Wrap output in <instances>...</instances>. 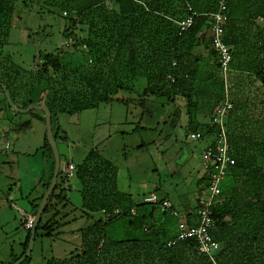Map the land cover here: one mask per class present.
I'll return each mask as SVG.
<instances>
[{
    "label": "trees",
    "instance_id": "1",
    "mask_svg": "<svg viewBox=\"0 0 264 264\" xmlns=\"http://www.w3.org/2000/svg\"><path fill=\"white\" fill-rule=\"evenodd\" d=\"M16 2L0 0V49L7 42ZM220 2L226 5L228 15L223 42L232 57L226 72L217 63L209 30L208 14L217 12ZM41 5L59 9L67 20L65 35L72 38V52L39 53L41 64L23 73L0 57V83L5 86V91L1 87L0 91L5 103L6 92L20 109L46 106L57 143L66 139L58 124L59 113L73 115L95 108L143 81V98L182 97L187 127L201 138L219 130L211 125L212 113L226 87L233 109L225 124L235 165L228 170L221 193L210 207L215 223L211 235L220 245L212 259L199 252L195 239L176 240L181 220L193 224L191 216L201 204L209 182L207 175L198 180L194 210L184 206V211H179L172 204L165 209L160 203L167 198L144 203L121 192L111 163L90 150L75 172L80 210L91 222L78 229V248L67 257H51L41 263H33L30 254L20 264H264V0H43ZM188 7L197 16L191 27L181 31L177 23L189 15ZM199 47L207 51L204 57L194 52ZM76 55L83 56L84 61L75 60ZM21 74L24 94L19 106L16 89ZM42 81L46 88L38 99L31 100ZM74 84L77 90L71 93L69 86ZM199 92L210 99L208 124L197 120L203 104L196 99ZM5 108L14 115L21 114L12 111L8 103ZM27 114L44 123L43 113L31 110ZM42 149L47 174L42 193L28 203L32 216L53 173L54 158L45 132ZM65 182L60 168L34 240L39 230L44 232L42 236L52 237L60 229L58 204H64L62 208L70 205ZM102 210L108 217L100 213ZM174 211L179 214L174 215ZM97 213L94 219L92 214ZM26 231L21 253L3 264H13L25 253L31 234V230ZM172 241L175 243L170 246Z\"/></svg>",
    "mask_w": 264,
    "mask_h": 264
},
{
    "label": "rangeland",
    "instance_id": "2",
    "mask_svg": "<svg viewBox=\"0 0 264 264\" xmlns=\"http://www.w3.org/2000/svg\"><path fill=\"white\" fill-rule=\"evenodd\" d=\"M41 4L42 0H17L7 42L0 49V57L8 60V65L21 68L22 73L41 64L39 53L72 52L68 44L72 38L65 35L67 20L60 15L59 9L44 8ZM200 49L196 48L194 52ZM75 60L84 61V57L76 55ZM23 77L21 74L16 89V104L19 106V98L24 94ZM143 84V81L135 83L131 90L120 91L112 100L100 102L92 110L73 115L59 113L61 135L64 133L66 136L65 140L57 142L61 162L64 164L66 159H71L78 166L87 153L94 150L111 163L116 172L117 188L131 194L135 201L155 193L159 198H167L179 210L182 209L181 203L194 210L197 205L195 199L199 197L198 180L205 173L203 156L211 137L199 138L192 129H188L187 107L182 97L175 96L172 100L167 97L143 98ZM46 86L47 83L42 81L30 99L36 100ZM76 87V84L70 85V92L74 93ZM196 99L203 102L197 120L208 124L210 99L200 92ZM142 100L144 103L140 105ZM6 103L0 91V107ZM33 111L42 113L37 109ZM44 132V123L32 115L25 113L8 117L0 108V199L9 197L10 189L15 190V153L41 145ZM61 169L63 171L64 166ZM73 179L66 181L64 186L72 183L66 194L70 205L62 208L64 204L55 201L60 229H56L52 237L42 236L44 232L38 231L31 253L33 263H41L51 257H67L79 246L78 229L91 224L80 210L79 186ZM17 204L21 210H27L25 203L18 201ZM24 214H18L5 203L0 209V264L11 261L12 256L8 259L3 257L12 246L20 249L19 244L26 237L27 231L22 228L26 222ZM99 214L92 215L96 219Z\"/></svg>",
    "mask_w": 264,
    "mask_h": 264
},
{
    "label": "built area",
    "instance_id": "3",
    "mask_svg": "<svg viewBox=\"0 0 264 264\" xmlns=\"http://www.w3.org/2000/svg\"><path fill=\"white\" fill-rule=\"evenodd\" d=\"M189 15L177 24L181 31L187 30L191 27L194 17L197 14L188 7ZM66 16V13H62ZM210 18V33L211 48L216 54L217 63L223 72L229 69L231 62V54L229 48L223 42L224 27L228 20L227 8L224 2L219 3L217 12L208 14ZM69 44V43H68ZM83 50L86 51V47L83 46ZM172 81L174 78L171 79ZM233 109V103L228 97L227 88L225 87V95L222 102L214 109L212 113L211 125L217 126L218 131L209 134L211 140L207 145L204 153L205 161V175L209 178L206 190L202 196V201L198 209L195 211L194 216H191L193 224H188L185 220H181L178 224V236L176 240H183L185 238H193L198 244V250L209 256L212 259L213 253L220 249V245L216 242L211 235V230L214 229L215 223L211 217L210 207L214 203L216 197L221 193L222 184L226 178L228 170L235 165V159L231 154V145L228 140L226 131L225 119L229 112ZM200 138V136L197 134ZM8 145V143H7ZM76 172V165L74 163H67L64 166L63 176L66 181L73 179ZM144 203H157L160 198L155 193H150L147 196H143L141 199ZM161 206L165 209H169L171 204L167 200L161 201ZM131 214H134V209H131ZM101 214H105L107 211L102 210ZM114 214L118 213V210L113 211ZM174 215L179 214L178 211L173 212ZM34 225V216L26 218L24 224L25 230H31ZM175 241L169 243L174 245Z\"/></svg>",
    "mask_w": 264,
    "mask_h": 264
},
{
    "label": "crops",
    "instance_id": "4",
    "mask_svg": "<svg viewBox=\"0 0 264 264\" xmlns=\"http://www.w3.org/2000/svg\"><path fill=\"white\" fill-rule=\"evenodd\" d=\"M206 52L207 51L205 49L197 50V54L202 55L203 57L207 54ZM37 97H38V95H37ZM36 99H38V98H36ZM0 108H1L4 116H8V117L14 116L13 112L7 110L5 108V106H2ZM92 109L93 108H91L90 110H92ZM87 110H89V109H87ZM83 111H86V110H83ZM36 120L39 122L42 121L38 118H36ZM133 129L134 128H132V130ZM121 133H128V132L122 131ZM41 141H42L41 145L37 146L38 145L37 144L33 150L31 148V150L26 149L25 151L15 153V162L17 164V181L15 182L16 183L15 190L12 191V189L9 188L10 190L8 189L9 190L8 193L10 196L0 199V209L3 206V203H5L8 205V207L10 209L15 210L18 214H21V212L22 213L24 212L25 213L24 215L26 218L32 216L31 215V209H30V204H31L30 201L36 199L40 195L41 184L43 183L44 178H46L47 167H48L47 162L44 158L43 149H42L43 136H42ZM59 155H60V168H62L63 166H65L69 162L74 163L71 159H66L64 164H62L60 152H59ZM74 164L76 165V163H74ZM75 179H73V180H75ZM75 181H76V185L79 186V180L76 179ZM71 184L68 186L69 189L71 188ZM78 191H79V188H78ZM66 194H67V192H66ZM18 201L20 203H25V205L27 206V210H21L19 207H17ZM28 203H30V204H28ZM172 205L175 206V204H172ZM180 205L182 207L181 210H179L178 206H175L176 209H178L179 211H184V208H183L184 206H187V208H188V204H186V203H181ZM19 223H20V221H19ZM20 225H21V223H20ZM22 228H24V226H22ZM23 242H24V240L19 244L20 249L16 250V249H14L13 246L10 247L8 254H5V257H3V258L8 259V258H10V256L19 255L22 251Z\"/></svg>",
    "mask_w": 264,
    "mask_h": 264
},
{
    "label": "water",
    "instance_id": "5",
    "mask_svg": "<svg viewBox=\"0 0 264 264\" xmlns=\"http://www.w3.org/2000/svg\"><path fill=\"white\" fill-rule=\"evenodd\" d=\"M0 87L5 91V86L2 83H0ZM5 97H6V101L9 104L10 108L13 111H15L16 113L25 114V113H28L29 111L33 110V109H37L43 113L46 140H47V142L51 148L53 158H54L52 178H51L50 184L48 185L47 189L43 193V196H42L41 201L39 203V206L37 208L36 214L34 215V225H33V228L31 229L28 247H27L25 253L16 262L13 263V264H20L32 252L36 227L40 221L44 207H45L51 193L54 191V188H55L56 183H57V179H58L59 171H60V155H59L57 144H56L53 132H52V119H51V113H50L49 109L46 106L29 107L26 109H19L14 105L9 94L6 92H5Z\"/></svg>",
    "mask_w": 264,
    "mask_h": 264
}]
</instances>
